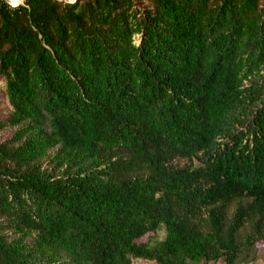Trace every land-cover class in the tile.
<instances>
[{
	"label": "trees",
	"instance_id": "obj_1",
	"mask_svg": "<svg viewBox=\"0 0 264 264\" xmlns=\"http://www.w3.org/2000/svg\"><path fill=\"white\" fill-rule=\"evenodd\" d=\"M136 260L264 264V0H0V264Z\"/></svg>",
	"mask_w": 264,
	"mask_h": 264
},
{
	"label": "rangeland",
	"instance_id": "obj_2",
	"mask_svg": "<svg viewBox=\"0 0 264 264\" xmlns=\"http://www.w3.org/2000/svg\"><path fill=\"white\" fill-rule=\"evenodd\" d=\"M176 166H183V165H186L187 164V161L185 159H176V161L174 162ZM230 210H233V207L230 209ZM246 228L248 229V226L246 225ZM164 234V230L163 228L160 229L159 231V234H158V237L161 238ZM134 264H149V263H145V262H142L140 260H136L134 262ZM206 264H223L222 260H219L217 262H208Z\"/></svg>",
	"mask_w": 264,
	"mask_h": 264
},
{
	"label": "water",
	"instance_id": "obj_3",
	"mask_svg": "<svg viewBox=\"0 0 264 264\" xmlns=\"http://www.w3.org/2000/svg\"><path fill=\"white\" fill-rule=\"evenodd\" d=\"M4 1L7 2L8 4H10L11 6H17V5H12L11 2H15L18 0H4ZM58 1L66 2V3H74L76 0H58Z\"/></svg>",
	"mask_w": 264,
	"mask_h": 264
},
{
	"label": "bare ground",
	"instance_id": "obj_4",
	"mask_svg": "<svg viewBox=\"0 0 264 264\" xmlns=\"http://www.w3.org/2000/svg\"><path fill=\"white\" fill-rule=\"evenodd\" d=\"M24 0H18V1H15V2H11L12 5H18L20 3H22Z\"/></svg>",
	"mask_w": 264,
	"mask_h": 264
}]
</instances>
